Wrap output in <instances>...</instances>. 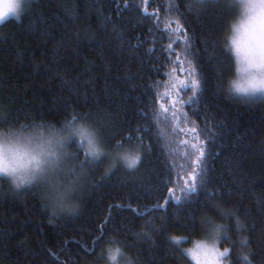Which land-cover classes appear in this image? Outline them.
<instances>
[{"label":"trees","instance_id":"trees-1","mask_svg":"<svg viewBox=\"0 0 264 264\" xmlns=\"http://www.w3.org/2000/svg\"><path fill=\"white\" fill-rule=\"evenodd\" d=\"M126 3L132 6L125 8ZM167 3L168 0H151L150 3L148 0H33V7L28 9L19 21L10 19L0 24V48L7 49L0 53V64L15 60L16 51L20 50L24 63L16 64L15 71L7 76V81L23 94L25 109L31 118L59 121L71 111L62 107L64 98L68 96V89L61 87L59 76L53 77L57 71L77 88L82 87L83 80L95 75L98 94L103 97L99 89L104 83L105 73L98 53L103 47L105 58L112 60L115 65V51L121 40L127 42V48L120 50L123 63L120 64L118 74L123 77L129 70L136 73L138 68L143 67V84L151 87V92L158 101L155 109H150L153 137L151 155L145 154V162L140 165L138 171L129 172L116 168L107 179H100L105 161L96 164L93 167L95 174L91 175L94 182L81 194L83 207L75 217H61L50 224L47 213L42 209L37 196L33 195L35 189L6 197L5 193H9L7 182L0 178V229L12 232L14 244L28 238L30 246L34 249L41 248L43 239L49 249L58 254L46 255L47 264H65V256L68 257V264H91L93 261L95 264H102L100 252L111 233L104 236L103 241L95 248L94 255H87L84 248L92 246V240L98 234L100 224L109 211L113 213V224L119 225L121 219H128L135 230L140 231L145 219L134 213L133 207H138L139 211L146 214H152L146 218L155 222H160L161 216L166 217L167 233L156 238V245L153 246L156 257L152 259L165 256L166 248L163 245L171 244L176 247L167 239L168 235L176 234L181 237V258L174 261L169 257L165 259L164 264H189L183 257L182 250L188 247L185 241L198 233V228H188L183 222V217L199 208L206 191L212 189L224 194L217 200L238 209L246 227L250 226L249 232L253 237L258 236L261 229H264V216L256 203V199L264 194V98L242 99L228 96L223 91V82L231 74L232 65L231 58L223 51L222 34L232 16V10L225 5L224 0H212L216 6L207 10V23L212 29V35L206 47L201 45L200 33L197 32V61L200 65L198 71L202 75L203 101L208 103L209 111L214 113L211 123H224L215 131L216 139L207 144L208 183L198 187L196 193H192L187 191L185 181L191 183L194 168L197 172L201 171L193 162L199 156L200 144L196 138L205 139L199 135L205 125L203 112L200 118L191 116L195 104L182 108L176 104L174 107L177 89L172 85L180 79L187 80L188 64H184V71L181 72L179 64L169 63V60L175 61L176 54H179L182 60L191 59V56L185 52L184 37L173 31L175 16L170 18L169 14L161 11ZM57 4L64 7H57ZM90 4L95 7L102 6L104 15L111 16L115 23L123 26V35L109 36L99 24L95 12L89 9ZM65 8L72 9L75 15ZM117 12L122 15L117 16ZM144 12L156 15L150 20H141ZM64 23H67L68 27L65 28ZM42 32L50 33L47 43L41 38ZM141 42V47H133ZM169 44L174 45L171 52ZM33 60L39 64V71L34 78L31 76ZM140 60L144 61L143 65ZM86 61L93 63L89 67ZM161 64L163 67L159 72L149 71ZM116 75L114 68L112 78ZM26 84L28 87L25 90ZM114 86L119 88L121 96L131 91L127 111H122L120 116L116 117V122L119 123L120 117H123L125 121H133L132 128H135L137 123L144 126V121H138L134 115L138 111L137 105L132 103L136 92L119 80ZM4 91V82L0 80V95H3ZM7 93L17 94L12 87L7 89ZM191 96L189 88L181 93L180 98L188 100ZM72 100L75 103V96ZM102 106L113 109L116 107L115 104L109 105L107 99H104ZM78 111L86 112L88 108L80 107ZM173 112L176 113L175 118ZM185 113L189 116L187 120ZM192 119L197 120L196 132L191 131ZM181 129L183 131H180ZM127 132L128 127L125 125L122 134L126 135ZM133 137V140H126L124 143L137 144L134 132ZM114 142L115 140H112L107 145L111 146ZM144 143H150L147 136ZM193 144H196V147H193ZM225 157L240 162V170L246 177L242 190L230 185L232 191L229 192L228 187L223 185L220 175L222 172L225 178L230 179ZM149 168H154L155 171H149ZM169 177L172 183L167 187L175 189L174 196L181 197V204L169 199L166 209L154 207L163 203L167 195L165 182ZM149 183L155 185L150 190L151 194L144 188V185ZM196 183L199 186L200 180ZM118 203L122 205L120 208H116ZM128 204L132 207H128ZM249 232L245 231L244 234ZM141 242L144 247L141 255L144 259H149L147 249L151 241L149 237H142ZM5 251L8 256L3 264H9L10 260H17L23 255L18 247L7 250L0 248V258L5 256ZM128 251L136 256L134 249L128 247ZM246 251V248L235 245L231 257L233 264H243L240 257Z\"/></svg>","mask_w":264,"mask_h":264},{"label":"clouds","instance_id":"clouds-1","mask_svg":"<svg viewBox=\"0 0 264 264\" xmlns=\"http://www.w3.org/2000/svg\"><path fill=\"white\" fill-rule=\"evenodd\" d=\"M224 3L232 16L222 34V46L232 67L223 91L242 99L264 98V0ZM31 4L32 0H0V24L19 21ZM8 112L0 103V178L12 194L35 189L53 222L79 215L81 194L94 182L90 171L96 164L105 161L101 178L116 168L134 171L142 158L138 144L115 141L107 145L102 130L81 111H70L59 121L32 118L11 122ZM196 225L198 233L185 241L188 247L182 250L189 264H233L229 242L246 248L241 243L246 222L234 206L213 201L210 209L197 215ZM142 237L147 236L141 232ZM197 244L201 247L194 260L189 251ZM100 260L102 264H139L128 246L114 237L105 242Z\"/></svg>","mask_w":264,"mask_h":264},{"label":"snow or ice","instance_id":"snow-or-ice-1","mask_svg":"<svg viewBox=\"0 0 264 264\" xmlns=\"http://www.w3.org/2000/svg\"><path fill=\"white\" fill-rule=\"evenodd\" d=\"M150 3L151 0H148ZM132 5L126 3L125 8H129ZM212 3V0H168V3L165 7L161 8L162 12L169 14V17L175 16V28L173 31L175 33L181 34L184 37V43L186 45L185 52L191 56V59L182 60L179 54H176V60L171 61L169 63H177L179 64V70L181 72L184 71V64H188V77L187 80L180 79L176 84H173L172 87L176 88V96L177 100L174 102V107L176 104H179L181 108L185 105L191 106L195 104L196 107L192 109L191 116L200 118L201 112H203V123L205 128L200 132V136H204L205 139L198 140L200 147L198 149L199 156L196 161L193 163L200 167L201 171L197 172L196 168L193 169V175L191 176V183L185 181V187L188 192L196 193L198 187L205 186L208 183L206 178V159L208 154L207 144L210 141H214L216 139L215 131L219 129V126L224 122L220 121L219 124H212V118L214 113L209 111V105L206 101H203V83H202V75L198 71L200 67L197 56L198 49L196 48V37L197 32L200 33V42L201 45L207 46L208 41L212 35V29L208 27L207 23V10L210 7H215ZM33 7V0L30 8ZM57 7H64V5L57 4ZM89 9L94 11L97 20L100 25L104 27L106 33L109 36L115 35L116 37L123 35V26L115 23L111 16L104 15L103 8L95 7L94 5H89ZM66 11L70 12L73 16L75 13L72 9L65 8ZM139 12V9H137ZM117 16H121L122 13L117 12ZM155 13L149 15L147 12H144L143 16L140 19H151L152 16H155ZM43 19V17H42ZM140 21L138 20L137 23ZM159 23V20H156V24ZM64 27H68L67 23H64ZM155 27V24H153ZM33 30L34 27H33ZM50 35L48 32H42L41 38L44 39L45 43H47V37ZM94 38V37H90ZM79 39V37H77ZM142 46V42L134 45V48H139ZM174 45L169 44V51L173 49ZM127 48V42L121 40L118 49L115 51V59L117 63L114 65L112 60L105 58L103 47L100 48L99 56L101 61L103 62L104 68V83L99 89V92L103 93V97L98 94V90L96 87L97 81L96 76L91 75L87 79L83 80L82 87L77 88L72 86V82L65 79L62 74L57 71L53 74V77L59 76L61 78V87L68 89V96L64 98L63 105L66 110H71L73 112L78 111L80 107H87L88 111L83 112V114L94 123L98 125V127L102 130L103 140L107 144L112 140L124 142L126 140H133V132L135 133V140L137 144L142 147L143 154L142 158L139 160L138 166L135 170H139V167L142 163L145 162V154L151 155L153 151V147L151 141L152 137V115L150 114V109L154 110L157 104L156 97L151 92L150 86H145L143 81L145 77L142 75L144 68L140 67L137 69L136 73H131L130 70L123 77H121L118 73L120 72V64L123 63L121 56L122 51ZM7 51L5 48H0V53ZM151 51V49H150ZM77 55H79L77 53ZM24 63L23 57L20 55V50L17 49L15 54V60L5 61L0 64V80L4 82V94L0 95V103L5 104L8 109V122L12 120H21V119H32L30 117L29 112L25 109V103L23 101V94L19 89H15L14 85H10L7 81V76L11 75L12 72L16 69V64ZM86 63L91 66L93 62L86 61ZM140 64L143 65L144 61L140 60ZM163 67V65H159L154 69H150L149 71L159 72V69ZM9 68L11 71H9ZM116 70L117 75L115 78H112L113 70ZM39 71V64L33 60L32 63V73L31 76L34 78ZM122 81L130 86L132 91L136 92V95L133 97L132 103L137 105L138 111L136 114V119L138 121H144V126L140 123H137L135 128H132V120L125 121L123 117H120V122H116V117L120 116L122 111H127V105L129 103V95H131V91L121 96L119 88L114 86L116 81ZM12 87L17 94L9 95L7 93V89ZM28 85L24 86L25 90ZM191 90L192 96L188 100H183L180 98L181 93L185 90ZM73 96H75V103H73ZM113 97L115 99H113ZM104 99L108 100L109 105L115 104V109L102 106L104 103ZM203 102V107L201 108V104ZM122 105L124 107H122ZM185 119H189L188 113L184 114ZM173 117H176V113L173 112ZM191 123L193 125L191 131H197V120L192 119ZM125 125L128 127L127 134H122ZM180 131H183L181 129ZM145 136L148 137L150 143L145 145ZM187 143V141H185ZM193 147H196V144H193ZM225 160L228 164V176L230 179L225 178L224 173L222 172L221 180L225 187H228L229 192L232 191L230 185H234L236 189L242 190L244 188V181L246 177L240 170V162L233 161L228 157H225ZM149 171H155L154 168H149ZM113 172V171H112ZM111 172V173H112ZM169 172H171V168H169ZM91 175L95 174V169L92 168L90 171ZM109 175L103 176L100 179H107ZM177 179H183V177H177ZM200 180V185L198 186L196 181ZM172 183L171 177L165 182V187L167 188V195L163 199V203H158L154 207L160 209H166L169 204V199H174L177 204H181V197L174 196L175 189L173 187H167L168 184ZM155 187L154 184L149 183L144 185L146 191H149ZM33 195H37L36 191L33 192ZM224 194L219 192L216 189L206 191V195L203 201L200 203V207L192 210L190 213L185 214L183 217V222L188 228H195L197 215L205 210L210 209V205L213 201H216L218 198L222 197ZM6 197H12V193H5ZM256 203L259 205V210L262 216H264V194L256 199ZM121 204H116V208H120ZM128 207H132L131 204H128ZM111 209V205L109 206ZM238 210V209H237ZM178 211V209H177ZM133 212L137 213L141 218L145 219V223L143 224V228L141 231H136L134 226L129 223L128 219H121L119 225L113 224V213L109 211L104 221L100 224L98 234L92 240L91 247H85L84 251L87 255H94L95 248L100 245L103 241L104 236L111 233L109 238H119L123 241L128 247L134 249L137 260L139 264H164L165 259L172 258L174 261H178L181 258V249H180V241L181 237L176 234H171L167 236V239L172 242V244L176 245L173 247L171 244L163 245L166 248V253L164 257L160 259H152V257H156V252L153 251V246L156 245V238L163 237L167 233L166 226V217L161 216L160 222H155L153 219L146 218L150 217L152 214H146L143 211H139L138 207H133ZM49 223L52 224L53 221L49 220ZM231 223V222H229ZM107 226V227H106ZM250 226L245 228L246 232H249ZM141 232L143 235L149 237L151 243L148 245L149 259H144L141 253L144 251V247L141 242ZM173 241L175 243H173ZM245 245L247 251L241 255V259L243 264H264V229H261L260 234L258 236L253 237V235L245 234L244 240L241 242ZM236 245L235 241H230L229 246L232 248V252L234 251V246ZM12 247H18L19 250L23 253V255L17 260H10L9 264H47L46 255H57V253L52 252L49 249L48 245L45 241L41 240V248L34 249L30 246L28 238L20 240L18 244L13 243V234L7 229H0V248L2 249H10ZM201 245L197 244L192 250L189 251V254L192 256L194 260L198 259V254L196 249H199ZM8 253L5 251V256L0 258V264H3L5 258H7ZM259 256V259H257ZM65 264H68V257L65 256ZM75 264V262H72ZM91 264H95V261L91 262Z\"/></svg>","mask_w":264,"mask_h":264}]
</instances>
